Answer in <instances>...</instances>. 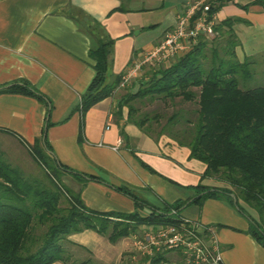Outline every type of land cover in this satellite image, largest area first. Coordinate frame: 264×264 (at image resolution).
Segmentation results:
<instances>
[{
    "label": "crops",
    "instance_id": "crops-1",
    "mask_svg": "<svg viewBox=\"0 0 264 264\" xmlns=\"http://www.w3.org/2000/svg\"><path fill=\"white\" fill-rule=\"evenodd\" d=\"M195 1L0 0V85L25 82L48 104L24 92L0 93V134L10 137L12 146L27 149L49 119L45 135L54 156L87 176L82 181L65 172L62 179L71 189L80 190L84 204L97 211L125 214L137 210L146 218L151 212L148 204L162 208L193 195L192 186L199 182L212 184V177H202L205 163L190 157L187 146L166 134L155 138L127 120V107L119 108L118 101L127 89L137 88V80L114 89L83 118L79 109L80 96L95 74L91 48L100 40H111L108 80H112L156 45L174 26L177 13ZM209 2L216 23L236 19L233 29L239 41L235 47L239 60L264 54V0ZM1 150L25 174L36 175L31 158L21 161L11 155L12 159ZM119 185L129 186L144 203L137 206L116 189ZM179 216L215 228L222 264H264V246L248 232V217L226 198L207 197L201 204L184 207ZM136 224L130 235L120 237L114 256L106 235L94 229L68 238L70 244L88 248L105 263L130 264L131 235L158 225ZM164 255L172 263L180 259L173 250ZM58 263L66 264H52Z\"/></svg>",
    "mask_w": 264,
    "mask_h": 264
},
{
    "label": "trees",
    "instance_id": "trees-1",
    "mask_svg": "<svg viewBox=\"0 0 264 264\" xmlns=\"http://www.w3.org/2000/svg\"><path fill=\"white\" fill-rule=\"evenodd\" d=\"M235 20L216 23V36H201L168 65L148 68L137 79V88L127 89L118 101L119 108L127 107L128 121L155 138L166 134L187 146L189 156L206 165L202 177H212L214 182H199L192 186L193 195L162 208L148 204L151 212L146 218L137 210L125 214L93 210L84 204L80 190L64 186L60 180L65 172L82 181L87 176L54 156L45 135L51 124L48 119L42 134L27 145L43 174H25L0 149V264H87V260L76 263L70 259L66 247L70 234L94 229L113 242L130 235L142 221H179L184 207L201 204L207 197H224L236 206L249 219L248 232L264 246V86L243 89L238 85L239 76H256L252 67L257 60L252 56L237 58ZM110 43L109 39L100 40L90 49L95 74L80 96L82 118L120 82L121 74L108 80ZM3 92H24L48 105L25 82L0 85ZM146 103L153 106L143 109ZM168 104L173 107L170 112L165 109ZM116 189L137 206L144 203L129 186ZM164 252L142 256L134 264H184L181 255L172 263Z\"/></svg>",
    "mask_w": 264,
    "mask_h": 264
},
{
    "label": "built area",
    "instance_id": "built-area-1",
    "mask_svg": "<svg viewBox=\"0 0 264 264\" xmlns=\"http://www.w3.org/2000/svg\"><path fill=\"white\" fill-rule=\"evenodd\" d=\"M215 24L209 0H197L178 12L174 26L164 33L161 40L127 65L115 90L128 85L144 68L171 62L196 44L201 36L208 39L216 36ZM130 246L135 252L133 259L137 255L151 256L167 250L178 252L184 264H220L222 258L215 228L183 217L176 222L158 224L142 233H133Z\"/></svg>",
    "mask_w": 264,
    "mask_h": 264
},
{
    "label": "rangeland",
    "instance_id": "rangeland-1",
    "mask_svg": "<svg viewBox=\"0 0 264 264\" xmlns=\"http://www.w3.org/2000/svg\"><path fill=\"white\" fill-rule=\"evenodd\" d=\"M255 59L257 60L256 63L253 65L252 69H254V71L256 72V76H252V77H243V76H239L238 79V85L239 87L246 89V88H250V87H255V86H264V54H260L257 55L255 57ZM148 68H144V70L141 72V74L139 76H137L132 80H137L138 78H140V76H142L146 70ZM129 84V83H128ZM127 86V85H126ZM124 86V88L126 87ZM153 106L152 104L148 106V103H146L144 106H142V108H146V110H148L149 107ZM173 107H171L169 104L165 106V109L170 112L172 110ZM10 137L4 135V134H0V149H4L7 153V155H9V158L14 159L12 156L16 157V159H20L21 161H26V160H30V158L32 159V161L35 162V160L31 157L30 151L31 148L30 146H26L27 149H22L21 147L16 148L15 146H12V144L9 141ZM12 155V156H11ZM33 162V163H34ZM34 166L36 167V174H38V172H40L41 174H43L41 167L38 166V164L35 162ZM60 180L62 181V183L64 184V186H66V183L64 182V180L62 178H60ZM121 238H118L115 241H110L111 243H108V246H112V247H108L110 254L112 256L113 252L115 254L116 252V247L119 246V242H120ZM74 245V244H73ZM72 244H67V252L69 253L70 259L73 260L74 262H80V261H85L87 260V264H108L105 263L102 260L97 259L88 248H84L82 246L79 245H74ZM90 249H92L93 247L89 246ZM169 251V250H168ZM135 252L132 250L131 248V252H130V258H131V263L130 264H134V261L138 258H142L143 255H137L135 257V259H132V255ZM113 254V256H114ZM134 260V261H133ZM59 264V263H58Z\"/></svg>",
    "mask_w": 264,
    "mask_h": 264
},
{
    "label": "water",
    "instance_id": "water-1",
    "mask_svg": "<svg viewBox=\"0 0 264 264\" xmlns=\"http://www.w3.org/2000/svg\"><path fill=\"white\" fill-rule=\"evenodd\" d=\"M43 136H44V135H43ZM231 195H232V197H233V201L236 202V199H235L234 195H233V194H231Z\"/></svg>",
    "mask_w": 264,
    "mask_h": 264
}]
</instances>
